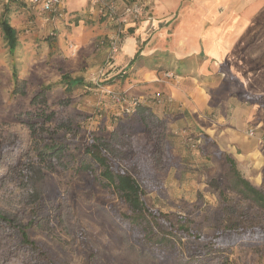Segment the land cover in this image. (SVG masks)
Returning a JSON list of instances; mask_svg holds the SVG:
<instances>
[{"label":"rangeland","instance_id":"rangeland-1","mask_svg":"<svg viewBox=\"0 0 264 264\" xmlns=\"http://www.w3.org/2000/svg\"><path fill=\"white\" fill-rule=\"evenodd\" d=\"M5 4L21 43L15 61L23 93L11 96L10 55L0 29V212L25 226L37 248L22 246L19 234L0 223V264H264V233L220 247L215 255H196L199 244L175 234L166 246L155 239L152 243L149 233L158 227L148 213H136L111 187L76 170L90 138L108 139L115 130L125 142L117 161L140 182L146 204L162 215L160 228L164 219L177 227L178 216L204 235L223 225L264 227V203L242 195L228 163L215 155L221 150L217 141L225 145L226 138L205 132V138L182 136L179 130L169 131L164 119L169 144L158 157L155 133L145 134L139 118L130 109L122 111L133 99L144 101L132 88L114 84L128 75L129 64L116 63V55L131 24L143 22L152 46L163 49L171 43L158 34L161 25L148 0H112L115 8L103 0H60L53 12L24 0H0V14ZM132 6L139 10L126 15L124 9ZM83 35L91 42H83ZM142 44L138 39L137 45ZM164 57L171 59L170 54ZM167 71L159 78L172 82L175 73ZM64 73L81 77L84 85L39 92ZM148 96L156 104L162 93ZM165 101L174 103L170 94ZM51 135L66 146L60 157H41L37 152ZM258 145L253 157L234 161L241 176L264 193V141Z\"/></svg>","mask_w":264,"mask_h":264},{"label":"crops","instance_id":"crops-1","mask_svg":"<svg viewBox=\"0 0 264 264\" xmlns=\"http://www.w3.org/2000/svg\"><path fill=\"white\" fill-rule=\"evenodd\" d=\"M148 8L163 30L158 34L171 43L152 46L143 22L131 24L116 55V63L129 64L128 75L114 84L141 95L169 131L223 136L226 144L217 143L236 161L253 157L264 141V0H148ZM138 50L150 59L132 60ZM165 70L175 73L172 82L159 78ZM157 90L159 102L147 101Z\"/></svg>","mask_w":264,"mask_h":264},{"label":"trees","instance_id":"trees-1","mask_svg":"<svg viewBox=\"0 0 264 264\" xmlns=\"http://www.w3.org/2000/svg\"><path fill=\"white\" fill-rule=\"evenodd\" d=\"M9 12V4H5L3 11L0 14V29L8 50V54L10 55L11 78L13 81L11 96H13L16 93H23V90L18 88L20 79L18 78V69L15 61V53L17 47H19L21 43L18 40L16 28L10 24ZM137 58L145 59V57L140 56L139 50L135 53L132 60H138ZM81 85H84L81 77H72L68 73H64L61 75V78L58 82H50L48 84L42 85L39 89V92L54 89V86L62 87L64 90L68 91L72 90L73 87H78ZM133 100L136 101L130 103L129 108L123 107L122 111L124 112L130 109L131 112L139 118L143 132L145 134L149 133L152 135V132L155 133V136L157 137V140L155 141L156 151L158 152V157H162L160 156V153H162V155L165 154L169 144L166 138V132L164 131V119L156 115L149 105L138 102L137 99ZM51 115L52 114L47 115L46 119H50ZM201 135L204 137V134ZM52 137V135L46 137L48 140L43 142L42 146L38 150L37 153L41 157H44V155H48L49 158L60 157V153L65 148L66 142L63 139ZM208 142H211L210 139H206V143ZM120 143L125 144L121 136L115 130L110 132L108 139L92 136L81 151L76 170L89 172L93 175L94 181L102 187H111L114 192L124 202L127 203L130 209L136 213L142 215H144V213H148L151 217V220H154L158 227L157 229L154 227L151 228L152 230H156L155 232L153 230L149 233L150 242L154 243L155 241H159V244L157 245L164 244V246H166L171 236H174L175 234L178 236V239L185 238L190 242H196L199 244V251L195 253L196 255H215L213 253H215L216 249H219L220 247L233 246L236 243L246 241L244 239H247V236L253 237L254 235H259V233H264V227L261 226L247 225L238 227L223 225L216 227L215 232L212 235H204L196 232L192 227L187 225L184 222L185 218H182L181 216L177 217V227H173L171 222H169L167 219H164L163 224L165 227L160 228L158 219H160L162 215L156 211H153L146 204L144 200L145 192L141 187L140 182L130 171L126 170L124 166H122V164L117 161L116 155L121 153V151L123 153L125 150V148H121L122 146ZM215 143L216 142L213 141V144ZM217 150L219 153L216 152ZM217 150L215 151V155L224 159V161L228 163L230 171L232 172V177L236 178L235 185L241 187L238 188L240 193L246 197L250 196L252 200L263 205V191L253 186L248 180L241 176V174L236 169L234 158L230 154L224 153L222 150H219V148H217ZM200 152H205L203 146H201ZM132 217L133 220H136L134 218L137 216ZM0 223L12 228V230L19 234L20 244L22 246H25V248H37L34 242L28 237L25 226L16 223L13 218L1 212ZM247 242L250 241L247 240ZM191 253L192 251L189 252V254Z\"/></svg>","mask_w":264,"mask_h":264},{"label":"built area","instance_id":"built-area-1","mask_svg":"<svg viewBox=\"0 0 264 264\" xmlns=\"http://www.w3.org/2000/svg\"><path fill=\"white\" fill-rule=\"evenodd\" d=\"M25 2L27 3H30V4H39L41 7V10H44L45 12H53V11H57L58 9V6L60 5V0H24ZM98 1H101V0H92V2H98ZM106 4H108V8H115L113 5H112V0H103ZM101 9L103 10V7L101 6ZM139 10V8L137 6H132V7H127L124 9V13L127 15V13H136L137 11ZM103 15H105V13H103ZM124 16L126 17L124 14L121 15V17ZM117 16H114V11H112L111 9V12H110V18L111 19H115ZM116 51V47L113 45L112 46V52L114 53ZM166 73H169L168 71ZM121 99L123 100L124 98L121 97ZM160 99H158L159 101ZM134 102V101H133ZM246 133L249 135V136H252L254 135V129L253 128H248Z\"/></svg>","mask_w":264,"mask_h":264}]
</instances>
